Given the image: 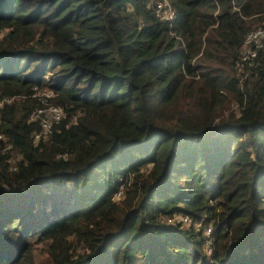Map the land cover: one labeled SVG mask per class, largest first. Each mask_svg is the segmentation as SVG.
Here are the masks:
<instances>
[{
    "label": "trees",
    "instance_id": "1",
    "mask_svg": "<svg viewBox=\"0 0 264 264\" xmlns=\"http://www.w3.org/2000/svg\"><path fill=\"white\" fill-rule=\"evenodd\" d=\"M166 1L0 0V264H264V0Z\"/></svg>",
    "mask_w": 264,
    "mask_h": 264
},
{
    "label": "built area",
    "instance_id": "2",
    "mask_svg": "<svg viewBox=\"0 0 264 264\" xmlns=\"http://www.w3.org/2000/svg\"><path fill=\"white\" fill-rule=\"evenodd\" d=\"M155 1L154 16L160 19L171 21L173 13L166 0H153ZM257 51L264 52V23L255 30L247 33L243 39L238 61L235 65L236 72L244 78L247 74L245 68L252 67L253 60L256 57ZM11 100L0 99V106L3 103H10ZM63 117V110L57 106H48L46 109H36L29 116V121L37 120L39 123V130L32 136L33 142L45 139L48 137L52 130L53 123L59 122ZM0 139L1 136H0ZM14 163V161H11ZM119 196V192L115 194V198ZM183 224H188L185 217L179 219ZM208 234L209 231L207 230Z\"/></svg>",
    "mask_w": 264,
    "mask_h": 264
},
{
    "label": "rangeland",
    "instance_id": "3",
    "mask_svg": "<svg viewBox=\"0 0 264 264\" xmlns=\"http://www.w3.org/2000/svg\"><path fill=\"white\" fill-rule=\"evenodd\" d=\"M51 97H52L51 93L46 90H41L39 93L35 92L33 96V98L39 99V102L41 103L40 109H46L48 106H52L45 101L47 98H51Z\"/></svg>",
    "mask_w": 264,
    "mask_h": 264
}]
</instances>
